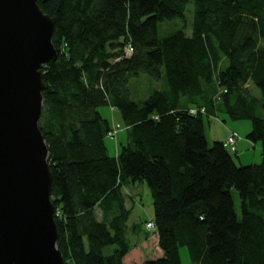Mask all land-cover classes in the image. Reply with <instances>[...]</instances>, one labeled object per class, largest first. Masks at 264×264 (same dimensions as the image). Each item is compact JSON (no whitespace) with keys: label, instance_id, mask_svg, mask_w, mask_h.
<instances>
[{"label":"trees","instance_id":"trees-1","mask_svg":"<svg viewBox=\"0 0 264 264\" xmlns=\"http://www.w3.org/2000/svg\"><path fill=\"white\" fill-rule=\"evenodd\" d=\"M38 3L56 17L58 58L43 65L40 128L66 263L125 264L140 242L131 234L157 233L162 255L136 264H183L182 246L189 264H264V159L239 165L205 132V120L223 111L250 120L247 138L264 146V0ZM178 18L181 28L160 34V22ZM103 106L128 126L118 156L108 151ZM136 181L150 187L153 230L129 224L124 188Z\"/></svg>","mask_w":264,"mask_h":264},{"label":"water","instance_id":"water-1","mask_svg":"<svg viewBox=\"0 0 264 264\" xmlns=\"http://www.w3.org/2000/svg\"><path fill=\"white\" fill-rule=\"evenodd\" d=\"M55 26L38 0H0V264H67L40 128Z\"/></svg>","mask_w":264,"mask_h":264},{"label":"rangeland","instance_id":"rangeland-1","mask_svg":"<svg viewBox=\"0 0 264 264\" xmlns=\"http://www.w3.org/2000/svg\"><path fill=\"white\" fill-rule=\"evenodd\" d=\"M194 11H195V4L193 1H191L187 6L186 11V21L189 22L188 24L193 21L194 19ZM184 21L180 18L172 20V21H162L159 23V32L161 35H166L168 33H171L173 30L181 28L183 26ZM145 78V76L143 77ZM133 86V85H132ZM135 86V85H134ZM149 88H151L150 85H148ZM251 90L253 92L258 93L259 91L255 89L253 86H251ZM141 95L134 96L135 99L137 97L139 98ZM101 111L103 114L107 117H109L111 120L114 118V114H116V117L122 121V117L118 112H115L113 114V110L110 106H103L101 107ZM205 126H207L208 131V137H210V141H213L215 139L217 140H225L226 137L230 132H235L238 136H240V142H243L241 140H248L247 134L251 130L252 123L250 120H233L231 119L227 113L221 111L218 114V118L215 116H211L210 118H207L205 120ZM126 131H121L118 133L116 138H107L106 142L109 147L110 153H114L115 150L110 147V143L112 142H121V139L125 138ZM238 143V151L241 153L244 152V157L242 155L239 158V152H233V156L237 164L239 165H248L250 163L254 162H260L264 159V147L259 142L257 146H254L253 144H242ZM241 145V146H240ZM241 159V161H240ZM128 192L134 197L132 198V213L130 221L137 222L138 224L143 225L150 217H153L154 215V203H153V197L150 190V187L146 181H137L135 186H127ZM127 200L130 199V196L126 194ZM233 196L235 200V207L237 210V213L241 215V198L239 191L236 188H233ZM142 227V226H141ZM144 233V232H143ZM152 234L150 238L146 239L144 238V235L141 234L139 236H134L131 234V240L134 244L138 240H141L140 246L135 248V251L132 255H128V258L126 259V264L133 263V262H142L147 259H155L162 255V249L158 245V239L153 236ZM153 236V237H152ZM139 242V243H140ZM161 250V251H160ZM133 251V250H132ZM131 251V252H132ZM107 252H110V250H107ZM131 254V253H130ZM181 256H182V262L183 264H189V254L188 249L185 246L181 247Z\"/></svg>","mask_w":264,"mask_h":264},{"label":"built area","instance_id":"built-area-1","mask_svg":"<svg viewBox=\"0 0 264 264\" xmlns=\"http://www.w3.org/2000/svg\"><path fill=\"white\" fill-rule=\"evenodd\" d=\"M132 51H133L132 45L131 44H127L126 52L128 54H130ZM226 91L227 90L225 88L221 89L219 94H222L223 92H226ZM189 110H190L191 114H198V113H202L204 115L207 114V110H206L205 107H201V108L193 107V108H190ZM156 117H158V116H156ZM127 128H128V126L123 124L122 122L115 121L113 123L112 127L110 128V130L108 131L107 136L108 137H115L121 130L127 129ZM239 141H240V136H238L235 132H230L228 134V136L226 137V139L224 140V146L226 148H228L230 151L236 152L238 150ZM146 228L149 229V230H153L155 228L154 221L153 220H149L146 223Z\"/></svg>","mask_w":264,"mask_h":264},{"label":"crops","instance_id":"crops-1","mask_svg":"<svg viewBox=\"0 0 264 264\" xmlns=\"http://www.w3.org/2000/svg\"><path fill=\"white\" fill-rule=\"evenodd\" d=\"M116 112V111H115ZM115 112H113V114L115 113ZM114 120H119L117 117H116V114H114V118L112 119V123L114 122ZM119 121H121V120H119ZM207 126H205V132H206V136H207V138H208V141L211 143L212 141H210V137H208V131H207V128H206ZM124 131H127L126 129L124 130ZM120 133V132H119ZM117 137V136H116ZM116 137H107V138H116ZM128 141V136H127V133H126V136H125V138H123V140L121 139V142H117V143H115V142H111L110 143V147L112 146V148L115 150V152L114 153H110V151H109V147H108V144H107V142H106V144H107V147H108V151H109V154H111V155H113V156H118V154H119V150H120V146H121V143L122 142H127ZM241 141H243V142H240L241 143V145L242 144H247V143H249L250 145L251 144H253L254 146H257L258 145V143L259 142H253L252 140H250L249 138H248V140H241ZM240 145V146H241ZM264 147V146H263ZM237 152H239L238 150H237ZM239 158H240V156L242 155V157H244L243 155H244V152L242 151L241 153L239 152ZM240 161H241V159H240ZM254 163H256V162H254ZM137 182V181H136ZM136 182H132L129 186H135L136 185ZM124 192H125V194H128L129 196H130V199L129 200H127V196H126V206H127V208H131L132 207V198H134L129 192H128V189H127V187H125L124 188ZM132 209V208H131ZM97 212H98V215H99V218H101L102 217V211L100 210V209H97ZM131 218V217H130ZM153 217H150L149 219H152ZM148 219V220H149ZM136 223L137 222H132V221H129V224L130 225H136ZM146 223H144L143 225H142V229H145L146 230V225H145ZM138 229H140V228H137V230ZM154 235L153 236H155L158 240H159V238H158V234L157 233H153ZM152 236V237H153ZM139 241H142V239L141 240H139ZM139 244H141V242L139 243ZM138 246H140V245H137V246H135L125 257H124V263L126 262V259L128 258V255L130 256V255H132L133 254V252L135 251V248H137ZM161 251V250H160ZM131 253V254H130ZM130 262V261H129ZM128 262V264H136V263H141V262H133V263H129ZM143 262V261H142ZM126 264V263H125Z\"/></svg>","mask_w":264,"mask_h":264}]
</instances>
